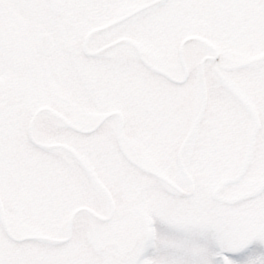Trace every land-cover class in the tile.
<instances>
[{
  "label": "snow or ice",
  "instance_id": "6c2138e0",
  "mask_svg": "<svg viewBox=\"0 0 264 264\" xmlns=\"http://www.w3.org/2000/svg\"><path fill=\"white\" fill-rule=\"evenodd\" d=\"M0 264H264V0H0Z\"/></svg>",
  "mask_w": 264,
  "mask_h": 264
}]
</instances>
